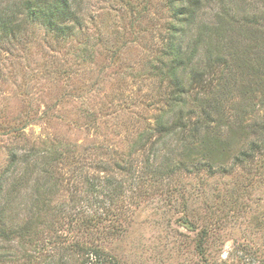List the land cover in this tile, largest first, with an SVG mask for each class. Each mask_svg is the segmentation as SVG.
Masks as SVG:
<instances>
[{
  "label": "rangeland",
  "instance_id": "1",
  "mask_svg": "<svg viewBox=\"0 0 264 264\" xmlns=\"http://www.w3.org/2000/svg\"><path fill=\"white\" fill-rule=\"evenodd\" d=\"M173 5L174 0H72L66 22L70 34L59 35L37 21L15 36H2L0 174L11 151L22 154L31 147H44L57 149L62 153L59 158L80 156L75 164L66 157L51 165L59 182L53 184L48 223L54 227L59 219L57 228L63 230L58 233L69 241L78 237L73 222L76 212L102 206L96 202L102 195L92 192L89 184L110 180L111 189L117 188L113 193L121 191L115 198H124L120 227L124 232L109 239L92 238L104 248L101 264H204L196 254L194 238L213 220L218 225L211 229L205 250L208 264H264V150L254 160H234L253 140H264L249 126L264 116V87H256L251 94L242 85L250 70L236 68L222 77L220 88L226 86L234 98L224 110L247 114L241 122L236 119L233 127L208 135L224 142L223 157L207 155L203 149L181 155L176 141L168 147L153 146L157 132L151 131L149 138L145 135L158 116L171 120L176 109L167 99L172 60L164 52L169 29L175 24ZM219 12L238 16L229 32L236 34L233 39L238 46L253 43L250 55L254 58L255 47L263 41L264 0H201L195 22L179 31L185 46L201 33L196 58L204 62L207 30ZM243 16L251 33L239 26ZM241 125L248 127L237 130ZM66 143L74 145L67 151ZM158 146L161 151L155 158L152 150ZM99 159L107 161L104 170L93 167ZM37 175L38 168L30 170L27 188L22 189L29 190ZM167 188L170 192L164 194L161 190ZM233 188L246 192L237 200L235 212L224 217L233 208ZM170 198L175 200L166 201ZM57 206L64 208L65 217L58 216ZM15 207L7 224H18L35 209L28 203ZM51 224L46 232L54 229ZM13 245H21L20 238ZM24 247L31 252L34 245ZM84 258L71 250L66 264H94L93 258Z\"/></svg>",
  "mask_w": 264,
  "mask_h": 264
},
{
  "label": "trees",
  "instance_id": "2",
  "mask_svg": "<svg viewBox=\"0 0 264 264\" xmlns=\"http://www.w3.org/2000/svg\"><path fill=\"white\" fill-rule=\"evenodd\" d=\"M70 1L72 0L1 1L0 38L2 36H15L26 26L33 25L37 21L42 22L48 30L54 31L59 35L70 34L71 26L66 23L70 21L67 19V15L70 13ZM200 3L201 0H174L175 24H172L169 29L167 47L164 52L166 55H170L172 60L168 71L171 90L167 99L170 106L174 105L176 109L171 120H165L164 114L158 116L153 128L150 132H146L145 135L149 138L151 137L149 135L151 131L157 132V140L154 139L151 142L153 146L156 143H160L161 146L168 147L171 142L176 141L178 146H181V153H179L181 155L186 152L192 154L195 151H199V149H203L202 153L205 151L207 155L212 154L215 155L214 157H217V155L223 157L225 155L224 142H221L216 137H208V135L221 131V128L225 126L233 127L236 125L234 124L236 119L241 122L242 117L247 114L240 112L239 115L237 112L228 113L224 110L227 102H233L234 98L229 94L226 86L220 88L223 82L222 77L226 71L235 70L236 68L240 71L241 68L245 67L251 72V75L243 78L244 81H247V83L243 81L242 84L247 85L245 89L253 94L257 90L256 87H264V78H262L264 73L260 74V72H264V34L260 36V39H263L262 45L255 47L257 53L252 58L250 54L252 53L253 43L250 46L248 44L238 46L236 45V40L233 39L236 34L229 32L233 25H236L238 16L235 14L228 16L219 12L215 24L207 30L209 40H206L204 62L198 61L196 57L197 51L202 46L201 33L193 36L190 46H185L184 36H179V31L195 22L196 12ZM263 18L264 15L261 19ZM224 23L228 24L229 28ZM248 24L246 16L241 17L239 26L242 27V31L250 32ZM251 24H254V20ZM262 32H264V29ZM256 60L258 65L262 66H256ZM170 108L174 109L173 107ZM249 126L254 127V131L258 135L261 134V137L264 138V116ZM246 127L248 126L241 125L237 130ZM141 142L140 139L138 143L143 145ZM202 143L207 144V146L204 148ZM73 145L66 143L63 148L68 151ZM248 145L246 149L237 152L234 160L238 161L244 158L254 160L257 157L256 154L262 153L263 151L261 150H264V140L256 139ZM161 146L152 150V155L155 158H158L156 155H159ZM207 148H209L208 151ZM61 154L57 149L44 147L39 149L31 147L23 151L22 154L19 153V150L10 152L8 165L5 171L0 174V264H66V257L71 250L83 256V260L85 259L84 255H86L87 260L88 257H91L94 259V264H101L103 263L101 257L104 256V248L96 244L92 238H102L103 236L105 238L102 239H109L110 236L123 234L124 231L120 227L125 213L122 207V205L124 206V198H115L119 195V192L121 194V191L118 189V194L113 193L117 188L111 189L112 183L110 180H107L105 184H98L93 181L89 184L92 192L102 195V197L96 199V202L102 206L99 210L90 209L76 212L73 220L76 224L75 229L78 232L76 240H66L63 234L58 233V231L63 230L62 227L57 228L60 224L59 219L58 224L54 227L52 226L53 223H48L50 216L47 209L51 208L50 197L53 188H55L53 184L59 182L57 173L51 171V165L66 157L69 161H71L70 157H72L74 164L80 160H78L80 156L76 158L74 154L59 158ZM38 158H41L42 162ZM29 159L34 162L29 164ZM216 161H219V159L217 158ZM106 164L107 161L99 159L97 166L93 167L104 170L107 167ZM37 168L38 175L30 189H22L24 187L27 188L26 185L31 178L29 171H35ZM20 169L23 170L19 171ZM9 178L11 183L8 185L7 179ZM245 188H233L235 196L232 195L230 199V205L233 208L227 209L224 212V217L228 216L230 211L236 208L237 200L241 199L246 192ZM167 189H162L161 191H164V194H168L170 189ZM161 191L159 194H162ZM174 200L170 198L166 201L172 202ZM18 203H28V206H33L35 209L31 215L22 219L18 224H7L6 219H12L11 216L14 214L15 206ZM118 203L120 205H117ZM62 208V206H57V214L65 217L64 208ZM67 217L73 219L70 215ZM44 221H47L46 225L51 224L50 227L54 229L46 232L44 230L46 227ZM216 222L213 220L205 223L194 238L196 254L203 260L204 264L210 262L209 258L206 259L205 250L212 235L211 229H215L218 225H215ZM40 223L43 224V228H39ZM37 235H41V237L37 238L39 243L36 242L35 237ZM80 236L85 238V240L80 239ZM16 238H20L22 246L28 243L30 246L34 245L33 253L32 251H27V247L22 248L21 245H13ZM1 242H4L5 245H2ZM12 248L16 250H12ZM224 264L226 263L224 262Z\"/></svg>",
  "mask_w": 264,
  "mask_h": 264
}]
</instances>
